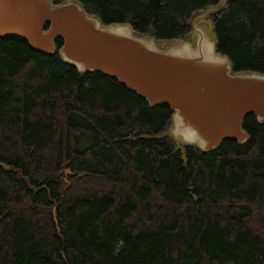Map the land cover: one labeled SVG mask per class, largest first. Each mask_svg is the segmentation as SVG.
Wrapping results in <instances>:
<instances>
[{
    "label": "trees",
    "instance_id": "16d2710c",
    "mask_svg": "<svg viewBox=\"0 0 264 264\" xmlns=\"http://www.w3.org/2000/svg\"><path fill=\"white\" fill-rule=\"evenodd\" d=\"M77 1L156 41L220 2ZM208 18L232 72L264 74V0ZM54 43L0 36V264H264V124L246 114L243 144L177 146L167 104L79 72Z\"/></svg>",
    "mask_w": 264,
    "mask_h": 264
},
{
    "label": "water",
    "instance_id": "95a60500",
    "mask_svg": "<svg viewBox=\"0 0 264 264\" xmlns=\"http://www.w3.org/2000/svg\"><path fill=\"white\" fill-rule=\"evenodd\" d=\"M59 1L0 0V36L16 35L46 53L61 38V60L79 72L100 71L151 106L167 104L171 122L163 134L177 146L207 152L225 139L243 144L246 114L264 124V74L233 73L228 57L217 51L208 17L226 0L199 12L187 38L163 42L134 33L128 23L105 24L77 0Z\"/></svg>",
    "mask_w": 264,
    "mask_h": 264
},
{
    "label": "rangeland",
    "instance_id": "374dc122",
    "mask_svg": "<svg viewBox=\"0 0 264 264\" xmlns=\"http://www.w3.org/2000/svg\"><path fill=\"white\" fill-rule=\"evenodd\" d=\"M164 40H161V42H163Z\"/></svg>",
    "mask_w": 264,
    "mask_h": 264
},
{
    "label": "bare ground",
    "instance_id": "6f19581e",
    "mask_svg": "<svg viewBox=\"0 0 264 264\" xmlns=\"http://www.w3.org/2000/svg\"><path fill=\"white\" fill-rule=\"evenodd\" d=\"M99 72V71H98Z\"/></svg>",
    "mask_w": 264,
    "mask_h": 264
}]
</instances>
